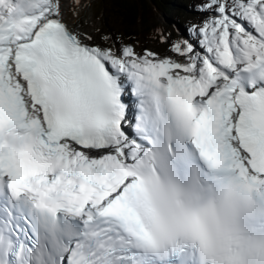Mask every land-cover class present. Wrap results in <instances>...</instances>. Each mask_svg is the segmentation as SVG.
Here are the masks:
<instances>
[{
    "label": "snow or ice",
    "instance_id": "1",
    "mask_svg": "<svg viewBox=\"0 0 264 264\" xmlns=\"http://www.w3.org/2000/svg\"><path fill=\"white\" fill-rule=\"evenodd\" d=\"M189 11L160 53L0 0V264H217L199 215L161 217L185 171L264 199V0Z\"/></svg>",
    "mask_w": 264,
    "mask_h": 264
},
{
    "label": "clouds",
    "instance_id": "2",
    "mask_svg": "<svg viewBox=\"0 0 264 264\" xmlns=\"http://www.w3.org/2000/svg\"><path fill=\"white\" fill-rule=\"evenodd\" d=\"M199 210L216 249L217 264H264V199L222 187L189 198L177 217Z\"/></svg>",
    "mask_w": 264,
    "mask_h": 264
},
{
    "label": "trees",
    "instance_id": "3",
    "mask_svg": "<svg viewBox=\"0 0 264 264\" xmlns=\"http://www.w3.org/2000/svg\"><path fill=\"white\" fill-rule=\"evenodd\" d=\"M193 0H112L117 12L120 13L124 25L123 33L126 41L138 50L147 48L153 40L152 29L156 25L169 28L175 34L173 20L184 21L191 17L189 11ZM103 10V7H101ZM175 11V12H173ZM159 13L170 15L166 24L159 23ZM101 23L107 26L104 19ZM134 39L128 41V36ZM159 43V42H158ZM160 44V43H159Z\"/></svg>",
    "mask_w": 264,
    "mask_h": 264
},
{
    "label": "rangeland",
    "instance_id": "4",
    "mask_svg": "<svg viewBox=\"0 0 264 264\" xmlns=\"http://www.w3.org/2000/svg\"><path fill=\"white\" fill-rule=\"evenodd\" d=\"M80 2L81 4H88L90 6L76 7L74 5V0H62L63 18L67 22H74L77 21L79 17L81 22L78 30L80 32L95 35L97 37V42H99V37L104 32L120 35L123 33L124 25L122 17L120 13L117 12L112 0H80ZM196 2H198V0H193L190 5L192 6ZM101 7H103V10ZM170 17V15L159 13V23L166 24L168 22L167 19H170ZM101 19H104L107 26L101 23ZM97 29L100 30L99 33L96 31ZM148 43L147 49L160 53L165 51L164 46L154 39Z\"/></svg>",
    "mask_w": 264,
    "mask_h": 264
},
{
    "label": "bare ground",
    "instance_id": "5",
    "mask_svg": "<svg viewBox=\"0 0 264 264\" xmlns=\"http://www.w3.org/2000/svg\"><path fill=\"white\" fill-rule=\"evenodd\" d=\"M77 20H79V22H81V20L79 19V17L77 18ZM69 25H72L73 22H68Z\"/></svg>",
    "mask_w": 264,
    "mask_h": 264
}]
</instances>
